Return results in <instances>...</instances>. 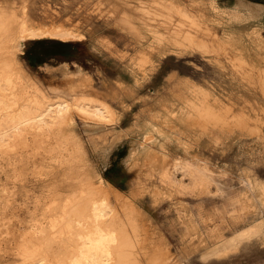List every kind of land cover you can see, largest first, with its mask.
<instances>
[{
  "label": "rangeland",
  "instance_id": "374dc122",
  "mask_svg": "<svg viewBox=\"0 0 264 264\" xmlns=\"http://www.w3.org/2000/svg\"><path fill=\"white\" fill-rule=\"evenodd\" d=\"M4 9L0 76L18 95L1 88L0 131L14 98L101 104L109 117L75 108L48 133L26 125L0 142V264H38L21 257L36 249L25 239L43 216L36 203L78 180L110 190L97 199L118 217L119 263L264 264V0H0ZM22 26L79 38L18 46ZM35 42L66 55L32 66Z\"/></svg>",
  "mask_w": 264,
  "mask_h": 264
},
{
  "label": "bare ground",
  "instance_id": "6f19581e",
  "mask_svg": "<svg viewBox=\"0 0 264 264\" xmlns=\"http://www.w3.org/2000/svg\"><path fill=\"white\" fill-rule=\"evenodd\" d=\"M243 8L245 7L243 6ZM248 12L251 13L250 11ZM258 14H260V11ZM11 21V17L4 9L0 14V31H8V34L11 33V28L7 26L8 24L10 25ZM19 33L20 35H18V46L21 45L25 37L35 39L44 36H57V38L61 37L64 40L79 38V36L73 31L57 28L35 30L22 26ZM4 38H2V40H4ZM11 58L14 59V56ZM7 71V68L4 69V72ZM10 83H13L12 80ZM16 87L17 86L14 83L9 86L8 83L3 82L2 76H0V92H2L1 88H4L5 90L9 89L11 94L18 95V93H15L14 91ZM3 94L4 93H0L1 96ZM6 95L7 92L3 96ZM9 95L10 94L8 93V96ZM1 98L5 99L3 97ZM9 98L12 97L9 96ZM6 99L5 101H7L8 103L10 100ZM13 100L10 101L11 103H8L9 105L11 104L10 107L13 110V113H11V118L9 119L8 117V119L10 120V125L9 127H6L2 131H0V142L6 141V139L11 134L10 131L15 132V135H19L22 137L25 134L22 133V131L26 125L36 127L38 131L48 133L47 131L50 129L52 124L63 123V121L75 108L85 113L86 116L89 115L90 120L91 118H93L95 120L104 121L109 117L106 107L101 104H91L87 102H75L76 104H72L66 100L49 103H39L38 101H35L34 106L26 103V105L21 108L20 106L18 107V99L14 101ZM78 114L80 115V112ZM69 121L71 123V120ZM65 130L66 128L64 129V131ZM64 131L63 134H65ZM62 181H64L66 184L74 183V185L71 189L69 188L70 191L66 194L67 196H64V194H60L59 191L55 192V190H52V192H55L51 193L53 197H50L52 198H49L47 200L43 198L44 200L40 201L39 199V201H37L36 209H41L43 211V216L41 215L42 219H49V221H47L46 225H44L42 219L34 216L32 217L31 224L29 225V227H31V231L29 233H26L27 235L25 239L27 238V242L28 239L29 241L34 242L36 244V249L32 250L31 252H23L21 257H26L29 259L33 258L34 260H37L38 264H101V262L103 264L104 260L109 262L112 256H120L121 252L118 253L117 251L119 248H117V246H119L120 244L118 243L119 245H117L116 242L119 241L118 234H116L117 232L115 233V226L117 225L116 221L118 217L117 215L110 216V210L107 208L104 200L97 199L98 195L109 196V188H105L104 185L96 186V192L91 193L89 192V188H92L91 185L85 184L83 180L74 181L73 183H70L72 181L69 182L68 179H63ZM60 189L61 188H59V190ZM51 253H53V256L62 255V258L59 257V259H57L56 261H53L52 259L50 260L48 258L49 254ZM116 257L114 260L115 264H122L119 263V257L117 259ZM111 260L110 261L113 262V259ZM120 261L123 262L122 259Z\"/></svg>",
  "mask_w": 264,
  "mask_h": 264
},
{
  "label": "trees",
  "instance_id": "16d2710c",
  "mask_svg": "<svg viewBox=\"0 0 264 264\" xmlns=\"http://www.w3.org/2000/svg\"><path fill=\"white\" fill-rule=\"evenodd\" d=\"M40 44V42H35L32 44L31 47H29V49H27L26 51V58L28 60V62L30 63V65L32 66H36L39 65L41 63H43L45 61L46 58H48V56L50 54H62V55H66L64 53H50V52H42L41 50H38V45ZM63 46H65V50L67 51V44L63 43Z\"/></svg>",
  "mask_w": 264,
  "mask_h": 264
},
{
  "label": "crops",
  "instance_id": "0c3cea01",
  "mask_svg": "<svg viewBox=\"0 0 264 264\" xmlns=\"http://www.w3.org/2000/svg\"><path fill=\"white\" fill-rule=\"evenodd\" d=\"M243 5H246V4L243 3ZM247 6H248V5H247Z\"/></svg>",
  "mask_w": 264,
  "mask_h": 264
}]
</instances>
